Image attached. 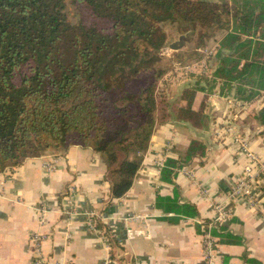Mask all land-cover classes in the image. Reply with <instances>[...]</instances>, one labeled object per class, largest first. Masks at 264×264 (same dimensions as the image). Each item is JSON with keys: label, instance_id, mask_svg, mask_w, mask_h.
<instances>
[{"label": "trees", "instance_id": "trees-1", "mask_svg": "<svg viewBox=\"0 0 264 264\" xmlns=\"http://www.w3.org/2000/svg\"><path fill=\"white\" fill-rule=\"evenodd\" d=\"M198 28L185 44L196 56L188 64L205 58L210 40L217 46L204 73L192 74L193 83L163 106L159 82L170 69L159 65L174 57L160 53ZM216 88L236 102L263 97L264 0H0V174L47 152L92 147L112 198H122L156 126L173 117L202 123L203 110H193L197 91ZM255 116L264 124V108ZM198 146L185 160L168 159L164 180ZM212 234L221 237L218 226ZM227 235L225 242L238 243Z\"/></svg>", "mask_w": 264, "mask_h": 264}, {"label": "crops", "instance_id": "crops-1", "mask_svg": "<svg viewBox=\"0 0 264 264\" xmlns=\"http://www.w3.org/2000/svg\"><path fill=\"white\" fill-rule=\"evenodd\" d=\"M262 96L243 103L219 88L197 91L193 110H203V122L173 117L157 125L132 188L119 199L92 147L47 152L0 174V264H35L37 250L40 264H208L204 239L217 226L218 205L229 217L218 226L221 237L213 235L212 264H264V182L256 205L231 199L249 158L222 129L235 126L264 160V124L255 116ZM193 143L205 150L164 180V163L190 157ZM49 163L55 168L47 169ZM226 234L238 243L225 242Z\"/></svg>", "mask_w": 264, "mask_h": 264}, {"label": "rangeland", "instance_id": "rangeland-1", "mask_svg": "<svg viewBox=\"0 0 264 264\" xmlns=\"http://www.w3.org/2000/svg\"><path fill=\"white\" fill-rule=\"evenodd\" d=\"M75 11L76 10L73 9V12L76 14ZM105 23L106 22H102L101 24H103L105 29L108 30ZM198 31H199V28L196 29L195 32L193 30L194 33L191 32L187 35H182V36H178L176 38H171L167 42L165 48L160 53V55L162 57H165V58L167 57V58L171 59L174 57V59L171 61L163 60L159 65V66L163 67V69H168V70L170 69V71L159 82L158 100L160 102L159 95H162L163 96V97L161 96L162 102L160 104H162L163 106L165 105L166 100L175 101L177 99V97L179 95H181L180 94L181 92L179 90H182V85L186 86L191 81H193V78H191L192 74L200 75V74L204 73L203 69H205V66H204L203 61L206 58H208V56H211V54L214 52V50L217 46L216 43H214L212 40H210L208 43L209 45H208L207 49L204 51L205 58L203 60H200L199 62H193V63L188 64L189 63V57L190 58H192V57L196 58V56H194V54L191 55L189 53H186L187 49L185 47V44L191 38H193L194 35L196 36ZM182 37H183V39H181ZM176 45L179 47H175ZM181 51H182V53L185 54V57L184 56H180V57L176 56V55H178V52H181ZM201 63H203V65H197V64H201ZM172 68H174V70H172ZM209 74L210 73H208V75ZM162 105H161V107H162ZM228 127L231 129L232 125H228ZM226 128L227 127H224L222 129L225 130ZM238 137L242 138V135L238 134Z\"/></svg>", "mask_w": 264, "mask_h": 264}, {"label": "built area", "instance_id": "built-area-1", "mask_svg": "<svg viewBox=\"0 0 264 264\" xmlns=\"http://www.w3.org/2000/svg\"><path fill=\"white\" fill-rule=\"evenodd\" d=\"M205 61V60H204ZM203 61V63H204ZM197 64V65H203ZM205 66V63H204ZM204 72V69H203ZM235 104V102H233ZM224 134L232 135L235 137V142L238 144L240 150L246 154H248V164L244 168V173L238 183L233 187V189L229 192L231 199L242 196L246 197L250 202L256 205V202H259V187L262 186L264 182V160L258 156L256 153H253L250 149V145L247 140L238 137V132L235 126H232L230 129L228 126L225 130H223ZM47 169L51 170L55 168L54 163L47 164ZM261 193V192H260ZM262 208V206L260 207ZM215 210V218L214 224L219 226L224 223L228 217L229 212L224 206L218 205L214 208ZM38 245V244H37ZM204 245L206 247L208 264H212V256L214 252V248L216 246V240L213 235L208 234L204 239ZM39 246V245H38ZM37 259L35 264L41 263V254L40 250H37Z\"/></svg>", "mask_w": 264, "mask_h": 264}, {"label": "water", "instance_id": "water-1", "mask_svg": "<svg viewBox=\"0 0 264 264\" xmlns=\"http://www.w3.org/2000/svg\"><path fill=\"white\" fill-rule=\"evenodd\" d=\"M181 39H183V37H182ZM181 39H180V40H181ZM181 41H182V40H181ZM182 45H183V44H182ZM182 45H181V46H182ZM175 47H179V46L176 45Z\"/></svg>", "mask_w": 264, "mask_h": 264}]
</instances>
